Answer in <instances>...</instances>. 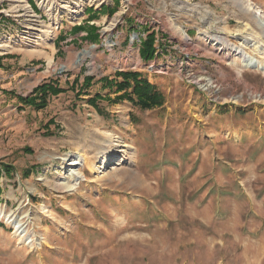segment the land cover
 Segmentation results:
<instances>
[{
  "label": "rangeland",
  "instance_id": "374dc122",
  "mask_svg": "<svg viewBox=\"0 0 264 264\" xmlns=\"http://www.w3.org/2000/svg\"><path fill=\"white\" fill-rule=\"evenodd\" d=\"M246 23L232 0H0V264H264V72L202 37L264 64ZM78 25L95 26L96 42ZM145 27L159 47L149 62ZM118 70L141 72L163 105L99 100V114L89 99H113L99 80ZM49 80L64 92L43 109L12 96ZM79 129L131 143L136 160L116 167V154L101 178L82 164L66 190Z\"/></svg>",
  "mask_w": 264,
  "mask_h": 264
},
{
  "label": "bare ground",
  "instance_id": "6f19581e",
  "mask_svg": "<svg viewBox=\"0 0 264 264\" xmlns=\"http://www.w3.org/2000/svg\"><path fill=\"white\" fill-rule=\"evenodd\" d=\"M232 1L237 6L238 10L247 17L245 29H256L255 31L258 34L259 39L264 40V12L251 0ZM47 10H50V7L47 8ZM39 31L42 33L41 36L44 38L40 41V43H45L50 30L39 28ZM180 35L184 39L189 40L186 36L185 30H180ZM202 37L205 40L211 42L213 41L215 44L223 45L229 49H233L234 54L240 59L244 67L258 69L264 72V64L261 63V60L257 57L253 58L248 55L244 50L245 48L232 46L227 39L219 38L220 36L217 37L216 35L210 34L208 32H204ZM4 47L8 46L5 44H0V49H3ZM112 136V134H108L106 131L90 132L88 130H78V136L76 138L78 140L75 142V144L76 148L78 149L77 151L81 153H78L77 157L70 159H68V155L62 157V161L65 163V166L69 167L67 174H64L65 176L62 178L63 188H66L68 191L75 190V188H77L80 180H82L81 177L85 176L84 171H81L79 167L82 166V164L87 165L91 172L97 175L101 174L99 176L101 178L108 175L109 164L112 162L116 154H120V158L115 164L116 167H121L125 163L128 164L136 160L137 152L134 153V150H137L136 147L131 145V143L127 144L124 140H118L120 143H115ZM121 138L122 137H120V139ZM100 158H102L101 163L97 166V169H95V163ZM14 226H16V229H18L21 225L19 222H15Z\"/></svg>",
  "mask_w": 264,
  "mask_h": 264
},
{
  "label": "trees",
  "instance_id": "16d2710c",
  "mask_svg": "<svg viewBox=\"0 0 264 264\" xmlns=\"http://www.w3.org/2000/svg\"><path fill=\"white\" fill-rule=\"evenodd\" d=\"M87 11L92 12V9H88ZM99 11L109 14H113L114 12V10H109V7L105 5H102ZM85 30L86 35L82 37V40L96 42L98 33L97 28L93 25L90 27H85L83 25L74 26L71 32L76 34ZM143 30L146 32V36L140 37L139 39L138 54L142 61L149 62L158 56L157 50L159 47H156L155 32L146 27ZM92 79L93 78L90 76H85L81 85H78L76 79L74 84L76 85L77 94H86V88L91 85ZM99 82H101L102 89H108L109 94L112 93L115 95L113 99L102 97L100 93H96L90 97V105L94 107L99 114V100H107L109 102L115 100L113 101L115 103L126 100L141 110H151L161 107L164 103V97L157 89L156 85L138 71L118 70L115 71L112 78L102 77ZM72 88L75 87L72 86ZM62 92H64V89L56 81L49 80L48 82H43L35 86L28 96H19L14 93H12V96H16L18 102L22 105L43 109L47 106L49 97L57 96ZM8 167V165L0 164V177L3 171L6 175L10 173V168Z\"/></svg>",
  "mask_w": 264,
  "mask_h": 264
}]
</instances>
